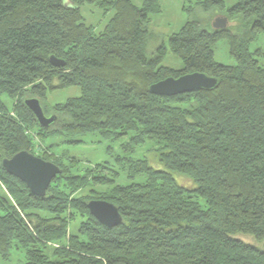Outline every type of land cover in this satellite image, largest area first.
<instances>
[{"label":"trees","instance_id":"16d2710c","mask_svg":"<svg viewBox=\"0 0 264 264\" xmlns=\"http://www.w3.org/2000/svg\"><path fill=\"white\" fill-rule=\"evenodd\" d=\"M194 1L232 25L187 20L168 36L183 63L175 68L162 63L164 43L145 53L160 0H0V160L28 150L62 171L37 196L1 166L4 258L16 248L25 264H264V67L249 48L264 33V0ZM83 4L113 12L101 30L86 23ZM221 38L235 64L214 59ZM195 71L217 86L149 91ZM70 86L80 94L45 102ZM29 97L56 115L48 127L24 104ZM63 132L98 133L119 150L84 167L45 144ZM98 198L118 207L120 224L89 212Z\"/></svg>","mask_w":264,"mask_h":264},{"label":"rangeland","instance_id":"374dc122","mask_svg":"<svg viewBox=\"0 0 264 264\" xmlns=\"http://www.w3.org/2000/svg\"><path fill=\"white\" fill-rule=\"evenodd\" d=\"M68 2L69 0H65ZM137 5L141 4V0H132ZM236 0H224L226 5L233 4ZM194 0H160L161 9L157 13H151V21L148 24L149 30L147 43L145 46V53L149 55L160 44L164 43L167 47L166 54L164 55L162 63L170 67L180 68L183 66L181 59L169 50L168 36L175 31H178L182 24L187 20L197 19L202 25H210V22L215 15V11H203L202 8L194 3ZM191 7L189 11L188 8ZM84 20L87 24H93L96 31L101 30L104 24L108 21L112 15V11L103 13L102 9H99L91 4H83L80 7ZM214 14V15H213ZM232 25V24H231ZM253 51V55L259 60L260 65L264 67V33L258 35V37L251 42L249 46ZM214 59L216 61L223 62L225 64H235L236 61L230 54L229 40L221 38L213 46ZM255 50H258L256 53ZM81 90L77 86H70L66 88H58L47 92L45 102L49 105H54L59 102H65L70 97L78 96ZM8 105L11 104L10 99H6ZM72 138L81 139L80 142H70ZM54 142L52 149L61 154L65 152L69 156H74L79 160L81 166L96 163L98 161L113 160L114 153H117L119 146L117 143L110 142L108 139L104 140L98 133L84 134L82 135H68L65 132L56 134L48 138L45 144ZM59 144V145H58ZM112 146V148H110ZM1 170V162H0ZM120 181L128 182L127 178L123 175L119 178ZM6 195V188L0 179V196ZM8 258H4L0 254V264H25V254L16 248H12L9 251Z\"/></svg>","mask_w":264,"mask_h":264},{"label":"water","instance_id":"95a60500","mask_svg":"<svg viewBox=\"0 0 264 264\" xmlns=\"http://www.w3.org/2000/svg\"><path fill=\"white\" fill-rule=\"evenodd\" d=\"M232 21L222 13H216L210 27L214 30L227 29ZM50 62L58 67L65 64L64 59L50 55ZM217 86V79L203 72H187L180 76H168L160 81L149 85V91L158 95L173 96V94L184 93L185 91L196 90V88H213ZM24 104L30 109L41 126L48 127L56 119L55 114L46 115L38 98L29 97ZM1 166L7 172L18 177L30 192L37 196H44L50 185L51 179L60 174L61 168L52 160H45L36 156L30 151L21 150L15 152L11 157H4L0 160ZM89 212L106 226H115L121 223L122 214L118 207L103 199H90L88 202Z\"/></svg>","mask_w":264,"mask_h":264}]
</instances>
